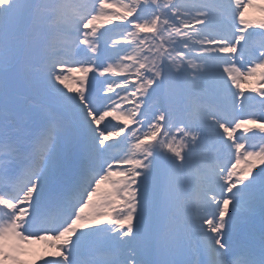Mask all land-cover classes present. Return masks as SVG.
Returning a JSON list of instances; mask_svg holds the SVG:
<instances>
[{"label":"snow or ice","instance_id":"obj_1","mask_svg":"<svg viewBox=\"0 0 264 264\" xmlns=\"http://www.w3.org/2000/svg\"><path fill=\"white\" fill-rule=\"evenodd\" d=\"M254 7L0 0V264H264Z\"/></svg>","mask_w":264,"mask_h":264},{"label":"rangeland","instance_id":"obj_2","mask_svg":"<svg viewBox=\"0 0 264 264\" xmlns=\"http://www.w3.org/2000/svg\"><path fill=\"white\" fill-rule=\"evenodd\" d=\"M246 18L249 19V20H252V21L256 22V21H259L260 19H262V18H264V17H262V16H261V13L258 11V9L254 7V8H250V9L248 10V13H247V17H246ZM102 30H103V29H102ZM100 62H101V63L104 62V58H103V57H101ZM93 74H94V73H93ZM93 74H90V75H89V79H91V75H93ZM76 75L79 76L80 74L77 73ZM101 79H105V78L102 77ZM261 83H262V82L259 81V79H257L256 81L252 82L251 84H249V83H245V84H244L245 94H246V95H257L256 93L252 92L251 89H252V87L259 88ZM261 90H264V89H261ZM241 115H244V114L242 113ZM126 134H127V133H126ZM243 166H244V165L241 164V167H243ZM259 167H264V165H259V164H258V165H257V170L259 169ZM35 247H36L37 249H39V250H43V245H36ZM38 264H44V261H43V260H40V261H38Z\"/></svg>","mask_w":264,"mask_h":264}]
</instances>
